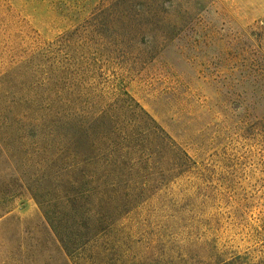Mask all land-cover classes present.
Segmentation results:
<instances>
[{
  "label": "rangeland",
  "instance_id": "374dc122",
  "mask_svg": "<svg viewBox=\"0 0 264 264\" xmlns=\"http://www.w3.org/2000/svg\"><path fill=\"white\" fill-rule=\"evenodd\" d=\"M0 264H264V0H0Z\"/></svg>",
  "mask_w": 264,
  "mask_h": 264
},
{
  "label": "trees",
  "instance_id": "16d2710c",
  "mask_svg": "<svg viewBox=\"0 0 264 264\" xmlns=\"http://www.w3.org/2000/svg\"><path fill=\"white\" fill-rule=\"evenodd\" d=\"M43 85H45V83H42V86ZM80 215L82 216L83 213H80ZM46 219H47L48 224L52 228V230L56 233V235L58 234V238H59L60 242L62 243V245L64 246L65 250L68 251V253H69L68 245H67L65 239H63V237H60L59 233H57L56 227H55L53 221H51V219H49L47 215H46Z\"/></svg>",
  "mask_w": 264,
  "mask_h": 264
}]
</instances>
